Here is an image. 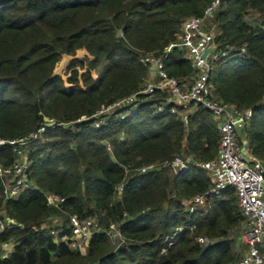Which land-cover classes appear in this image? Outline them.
Here are the masks:
<instances>
[{
    "label": "trees",
    "instance_id": "16d2710c",
    "mask_svg": "<svg viewBox=\"0 0 264 264\" xmlns=\"http://www.w3.org/2000/svg\"><path fill=\"white\" fill-rule=\"evenodd\" d=\"M212 2L0 0V139L29 138L34 183L5 199L0 177V220L7 221L0 240L15 242L0 264L235 263L232 234L243 221L235 188L209 194L195 212L185 202L212 186L199 163L217 155L218 118L193 103L185 121L172 111L178 104L166 90L140 91L151 74L140 60L148 52L163 56L170 76L190 81L195 68L186 50L165 49L179 40L186 19ZM212 28L218 44L209 75L213 95L253 109L246 134L251 153L264 161V0H220L205 25ZM68 55L64 75L59 66ZM136 92L134 102L97 115ZM47 117L58 124L33 138ZM177 155L188 160L179 172L168 165ZM16 159L14 144L1 143L0 162ZM151 163L160 168L140 169ZM47 191L64 198L61 207L48 203ZM58 213L67 214L63 231L70 230L71 214L96 216L103 226L122 222L125 240L113 246L97 232L86 253L74 250L47 226Z\"/></svg>",
    "mask_w": 264,
    "mask_h": 264
},
{
    "label": "built area",
    "instance_id": "2783aa9c",
    "mask_svg": "<svg viewBox=\"0 0 264 264\" xmlns=\"http://www.w3.org/2000/svg\"><path fill=\"white\" fill-rule=\"evenodd\" d=\"M219 2L220 0H213L202 15L187 18L182 25L179 40L170 43L165 49V51H170L173 47L179 46L186 50L187 56L192 59L195 68V72L189 78L190 81L182 82L177 77L170 76L165 70L163 56L148 52L141 55L140 60L149 66L151 75L158 77V79L148 82L146 87L140 91L149 93L156 89L166 90L169 94V101L178 104L172 107V111L178 113L185 121L188 120L190 113L187 108L193 103L209 108L218 118L221 140L217 155L210 160L199 163L212 175V186L209 192L196 194L185 202L189 211L195 212L206 205L209 194L220 196L225 188L234 187L243 215L242 232L246 242V250L235 264H264V162L256 159L251 153L246 134V128L254 112L250 107L239 108L216 98L209 82L212 60L218 57V44L216 43L215 32L206 30L205 25L208 18L213 16L214 9ZM213 43L215 48L204 56V52ZM137 93H133L108 107H103L97 115L112 111L121 104L134 102L137 99ZM55 124L58 123L54 118L47 117L45 125L33 135V138H36L38 133L42 132L48 125ZM99 124L100 122L96 121V125L99 126ZM5 141L14 144L17 154L16 161L9 166H4L0 162V177L3 180L4 197L11 199L17 197L22 190L34 183L30 177V162L25 147L29 138L0 139V144ZM169 164L172 165L175 172L187 167L185 158L178 155L168 162ZM157 168L159 167L155 163H151L142 166L140 169L146 172ZM123 188L124 182L118 186L119 192ZM45 195L51 206H62L64 198L60 195L49 191L45 192ZM6 224L7 221L1 219L0 230H3ZM121 224L122 222H112L108 226H103L95 216L80 217L77 214H71L67 224L69 231H63V221L57 220L47 226H49L51 233L56 236V240L60 239L66 242L70 248L84 253L88 250L92 236L97 232H103L110 238L124 241L125 235ZM174 236H177V233L167 236V239L171 240L170 245L174 243L172 240ZM199 241L204 243L208 241V238L199 237ZM14 244L13 240H0V255L8 257ZM165 250L166 248H163V251Z\"/></svg>",
    "mask_w": 264,
    "mask_h": 264
},
{
    "label": "rangeland",
    "instance_id": "374dc122",
    "mask_svg": "<svg viewBox=\"0 0 264 264\" xmlns=\"http://www.w3.org/2000/svg\"><path fill=\"white\" fill-rule=\"evenodd\" d=\"M254 14V15H253ZM253 19L255 18V17H257V13H255V12H253ZM252 19V20H253ZM211 30H213L214 32H215V29L214 28H212ZM79 55H83V53H79ZM70 56L68 55V56H66L65 58H63L62 60H61V62H60V66H59V70H60V72L62 73V74H64L65 75V73H64V71H65V69H66V63H67V59L69 58ZM101 69V67H98L97 69H96V71L93 73L94 74V76H96L97 75V73H99V70ZM153 79H158V77H155V76H152L151 74L148 76V78L146 79V81H145V83H144V86H143V88H145L146 87V85H147V83L148 82H150V81H152ZM193 107V105H189V107L187 108V110L189 111V112H191L194 108H192ZM195 107V106H194ZM105 113V112H104ZM96 124V123H95ZM247 133H248V131H246ZM38 135H39V133H38ZM37 135V136H38ZM36 139V138H35ZM183 157V156H182ZM183 158H185V157H183ZM185 160H186V158H185ZM186 161H188V160H186ZM156 164V166H158L159 167V164L158 163H155ZM160 168V167H159ZM174 171V170H173ZM119 196V193H118V195L116 196V198ZM186 202H187V200H185ZM54 219H51V220H53V222H55V221H65L66 219H67V214L66 213H63V214H60V213H58V214H54L53 216H52ZM96 217V216H95ZM98 218V217H97ZM51 223H52V221H51ZM66 223H69V219H68V222H66ZM184 228V226H183V224L181 225V226H179L178 228H176V230L178 229V230H182ZM242 227H241V225L239 226V227H237V229H235V231L233 232V234H232V236H233V239L235 240V246H236V251H237V258H236V261H235V263H237V261H238V259H239V257L244 253V251L246 250V245H245V240H244V236H243V232H242ZM176 234L177 232L176 231H173V233L172 234ZM111 240H112V245L114 246L115 244H120L121 242H123V241H121V240H117L116 238H110ZM121 241V242H120ZM206 243V242H205ZM87 252V251H86ZM86 252H84V253H86ZM234 263V264H235Z\"/></svg>",
    "mask_w": 264,
    "mask_h": 264
},
{
    "label": "water",
    "instance_id": "95a60500",
    "mask_svg": "<svg viewBox=\"0 0 264 264\" xmlns=\"http://www.w3.org/2000/svg\"><path fill=\"white\" fill-rule=\"evenodd\" d=\"M215 48V44L213 43L205 52H204V56H206L211 50H213Z\"/></svg>",
    "mask_w": 264,
    "mask_h": 264
},
{
    "label": "crops",
    "instance_id": "0c3cea01",
    "mask_svg": "<svg viewBox=\"0 0 264 264\" xmlns=\"http://www.w3.org/2000/svg\"><path fill=\"white\" fill-rule=\"evenodd\" d=\"M264 162V161H263Z\"/></svg>",
    "mask_w": 264,
    "mask_h": 264
}]
</instances>
